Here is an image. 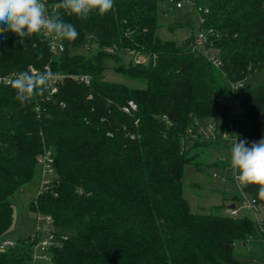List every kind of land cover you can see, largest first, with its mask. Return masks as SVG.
Masks as SVG:
<instances>
[{
  "label": "trees",
  "instance_id": "16d2710c",
  "mask_svg": "<svg viewBox=\"0 0 264 264\" xmlns=\"http://www.w3.org/2000/svg\"><path fill=\"white\" fill-rule=\"evenodd\" d=\"M160 1L114 0L105 15L93 11L83 20L57 8L61 0H43L49 15L59 13L79 33L61 41L57 55L43 33L23 44L10 31L0 33V78L32 68L61 77L57 92L49 87L27 105L16 99L11 81L0 82V237L13 223L12 198L32 181L37 157L48 149L55 177L30 207L51 216L60 232L50 264H244L235 243L247 242L256 229L264 238V221L259 227L248 215L228 216L224 206L194 213L183 196L185 167L199 168L197 144L211 147L224 138L227 125L222 130L217 120L227 117L234 98L247 116L263 114L246 140L264 138V84L231 90L264 70V0H210L201 10L203 44L194 34L182 43L160 37ZM120 54L130 58L127 65ZM136 55L148 56L147 64L134 62ZM106 61L145 86L107 80ZM130 101L136 110L127 113ZM209 122L211 139L203 132ZM223 176L233 183V174ZM243 192L264 206L258 186ZM239 200L233 193L232 201ZM37 238L0 251V264H26Z\"/></svg>",
  "mask_w": 264,
  "mask_h": 264
},
{
  "label": "rangeland",
  "instance_id": "374dc122",
  "mask_svg": "<svg viewBox=\"0 0 264 264\" xmlns=\"http://www.w3.org/2000/svg\"><path fill=\"white\" fill-rule=\"evenodd\" d=\"M180 3L181 7H177L176 3ZM210 5V0H163L157 5V17L159 22L158 34L164 39H173L178 43H182L192 34L197 35L201 26V10H207ZM81 53L83 49L78 50ZM213 53V52H212ZM121 63L127 65L130 58L125 54H120ZM133 61L141 60L144 64L148 62V56L136 55L133 56ZM106 65L110 66L105 72L107 80L112 82L124 83L130 87H144L145 83L132 80L117 73L113 67L115 63L106 61ZM220 84L228 87L229 83L223 74L218 76ZM244 87L237 90L242 93L256 86L264 84V70L255 72L241 81ZM233 121L235 129L229 132L218 144L213 146L199 145L196 147L198 156L195 159L197 168L194 164L187 165L183 175V196L189 203L190 210L194 213H210L215 211L214 206L224 204L228 200L224 199L221 194L220 186L231 187L232 193H239L237 185L226 182L222 179V175L231 176L233 171L230 168L231 147L236 140H246L245 136L251 125L263 119V114L249 117L247 116L238 100L233 99L232 103ZM219 127L225 128L227 125V117L222 116L217 120ZM220 128V129H221ZM206 131V127L203 126ZM247 141V140H246ZM248 142L250 146L253 142ZM193 152V150H192ZM214 174H218L214 178ZM221 175V176H220ZM48 178L53 179L55 174L48 175ZM43 187V174L41 167L36 166V171L32 181L18 189L12 198L13 205V223L1 237L0 243L5 240H13L15 242L36 237L40 234V239L48 238L50 234L55 235L58 232L53 224L48 226V230L40 229L44 226L43 214L33 211L30 207L34 202L38 193ZM220 190V191H219ZM227 196H231V193ZM239 208L240 202H235ZM240 214H245L254 219L255 215L252 211L241 210ZM258 216H264V206L259 208ZM40 229V230H39ZM251 244L245 241H237L234 248L235 257L244 264H264V238L259 229L250 238ZM246 243V245H243ZM26 264H34L29 260ZM46 264V263H45Z\"/></svg>",
  "mask_w": 264,
  "mask_h": 264
},
{
  "label": "clouds",
  "instance_id": "9594fccd",
  "mask_svg": "<svg viewBox=\"0 0 264 264\" xmlns=\"http://www.w3.org/2000/svg\"><path fill=\"white\" fill-rule=\"evenodd\" d=\"M68 15L87 20L96 11L103 16L114 7V0H61L56 5ZM12 32L24 43L34 34L47 33L53 40L69 42L78 37L76 27L59 13L48 14L43 0H0V33ZM55 74L47 68L43 72H20L11 81L16 99L27 105L48 91ZM244 87L242 84L240 88ZM230 168L241 191L250 185L258 186V197L264 200V138L250 146L246 140H236L231 147Z\"/></svg>",
  "mask_w": 264,
  "mask_h": 264
},
{
  "label": "built area",
  "instance_id": "2783aa9c",
  "mask_svg": "<svg viewBox=\"0 0 264 264\" xmlns=\"http://www.w3.org/2000/svg\"><path fill=\"white\" fill-rule=\"evenodd\" d=\"M176 6L179 8L181 7L180 3H176ZM207 12V10L205 11V13ZM211 32V30H210ZM46 40L48 41V46L50 48V51L57 55L60 54L61 52H63L64 50V46L62 44L61 41H56L53 40L47 33H43ZM197 37V42L200 44H203L206 42L207 40V32L203 31L200 29L199 33H197L196 35ZM141 60H139L140 62ZM213 63L215 64L216 67L220 66V62L218 60H212ZM49 70V68H48ZM32 72H36L33 68H32ZM79 81L84 82L86 85L90 84V78L88 76H78L76 77ZM58 79H61V77L59 76H54V78L51 81V93H55L57 92V87H55V83ZM9 82L12 81V79L10 77H4V78H0V82ZM242 83L241 82H236V83H232L231 84V90L232 93L235 94L237 92V90L240 89ZM229 108L227 109V128L228 131L224 132V136H226L227 134H229V132H233L235 129V124L233 122V111H232V101L228 103ZM125 112L129 113L131 110H136V104L132 101H130L128 103L127 107L123 108ZM215 126L214 123L209 122L206 125V131L203 130V132H205V135L208 139L214 138L215 136ZM37 163L38 165L41 167L42 170V174H43V187L41 189V191H43L44 189L46 190L49 186V184L52 182L53 179L48 178V175H52L55 174V170L53 167V156H52V152L51 150L45 149L41 154L38 155L37 157ZM235 175L236 173L233 172V178L232 181L235 185H237V181L235 180ZM214 178L218 177V174H214L213 175ZM221 176V175H220ZM226 176H223L222 179H226ZM238 187V186H237ZM239 189V194L241 196V200H239L241 206L238 208L235 204H234V208L232 207H228L226 209V215L231 216V217H236L240 214L241 210H246V211H252L255 215V222L258 224L259 227H261L262 222L264 221V216L260 217L258 216V212H259V205L257 204L256 200L254 198H251L249 196H246L243 192V190L241 191V189L238 187ZM50 224H53V220L51 218V216H45L44 218V226L43 228L39 227L40 229H44V230H48V226ZM39 229V230H40ZM40 239V234L37 238V241L33 244L32 246V252H31V260L33 261L34 264H50V254H49V249L55 245V236L50 234L48 236V238H43L41 240ZM16 245V242L13 240H5L3 242L0 243V251H5L8 248L14 247Z\"/></svg>",
  "mask_w": 264,
  "mask_h": 264
},
{
  "label": "crops",
  "instance_id": "0c3cea01",
  "mask_svg": "<svg viewBox=\"0 0 264 264\" xmlns=\"http://www.w3.org/2000/svg\"><path fill=\"white\" fill-rule=\"evenodd\" d=\"M220 190V192H221V194H222V197H224V199H227L228 201L226 202V203H224V204H218V205H216V207H226V209L228 208V207H231L232 205H236V203H234L233 201H232V197H233V193H232V190H231V187L228 185L227 186V184H225V186H220V188H219ZM231 193V196H227L228 194H230ZM225 211V210H224ZM262 234V233H261ZM237 243V242H236ZM235 243V246L237 245ZM247 244L249 243V244H251L252 243V240L251 239H249V240H247V242H246ZM246 243H243V245H246Z\"/></svg>",
  "mask_w": 264,
  "mask_h": 264
},
{
  "label": "water",
  "instance_id": "95a60500",
  "mask_svg": "<svg viewBox=\"0 0 264 264\" xmlns=\"http://www.w3.org/2000/svg\"><path fill=\"white\" fill-rule=\"evenodd\" d=\"M231 207L234 208V205H232Z\"/></svg>",
  "mask_w": 264,
  "mask_h": 264
}]
</instances>
